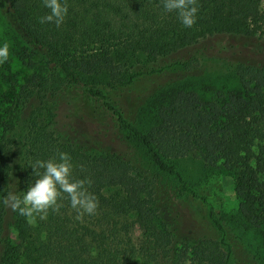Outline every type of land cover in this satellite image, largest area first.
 Segmentation results:
<instances>
[{
	"label": "trees",
	"instance_id": "trees-1",
	"mask_svg": "<svg viewBox=\"0 0 264 264\" xmlns=\"http://www.w3.org/2000/svg\"><path fill=\"white\" fill-rule=\"evenodd\" d=\"M66 2L67 16L58 28L39 22L50 12L42 0H0L1 14L34 67L17 110L0 112V264H230L232 244L216 238L203 215H194L197 204L209 205L213 226L225 234L213 210L220 191L212 186L199 194L190 191L167 161L188 155L233 177L242 226L264 243V62L256 58L264 56L262 0H198L190 28L175 11L166 12L162 0ZM207 47L230 53L239 88L216 91L207 100L181 87L160 91L152 97L156 109L145 130L135 125L136 105L117 107L86 78L104 73L124 92L136 76L182 64ZM138 55L145 60L133 61V71L120 68ZM36 57L40 65L32 62ZM74 88L101 100L130 142L159 171L177 177L181 187L174 200L110 127L88 131L93 139L86 143L68 138L69 114L83 104L70 94ZM23 132L26 147L16 180ZM58 152L71 156L73 179L93 181L89 191L99 207L81 222L65 197L58 214L49 211L30 225L2 201L9 191L22 195L35 181L31 163Z\"/></svg>",
	"mask_w": 264,
	"mask_h": 264
},
{
	"label": "rangeland",
	"instance_id": "rangeland-1",
	"mask_svg": "<svg viewBox=\"0 0 264 264\" xmlns=\"http://www.w3.org/2000/svg\"><path fill=\"white\" fill-rule=\"evenodd\" d=\"M261 12L264 15V0L261 2ZM5 41L9 43L10 54L7 62L0 64V112L11 113L13 110H17L16 101L23 92L22 88L27 87L28 78L34 67L31 63L29 64L27 55H23V49L26 47L24 42L0 12V45ZM230 57L229 52L210 47L201 48L194 53L192 58L191 56L186 58L182 64L167 66L154 73H143L136 76L133 82L125 88V95H123L124 92L113 88L109 77L104 73L86 78L87 80L94 79L93 82L99 84L105 95L108 96L107 98L116 106L120 104L128 107V103L136 105L134 110V115L137 114L134 119L135 125L140 130H145L152 124L156 109L152 106V97H155L160 91L172 86L181 87L185 90H192L200 98L207 100L216 91L227 92L239 88V81L233 70L234 64L229 60ZM256 58L264 62V56ZM135 60H140L138 63H142L145 58L138 55L135 59L124 60L119 66L122 69L133 71L135 66L133 61ZM32 62L35 65H40L37 57L33 58ZM154 67L156 68V66ZM127 93L132 97H127ZM70 94L73 99L83 104L79 110L74 108L69 114L70 125L66 133L69 139L76 140L78 143H86L93 139V137H87L88 131H100L105 127H110L115 137L121 138L125 144L132 147L144 162V166L151 173L158 175L160 186L171 194L172 200L176 198V194H180L181 183L177 177L159 171L145 156L143 150L130 142L131 136L117 123L116 117L101 100L88 97L77 88L70 89ZM25 141L23 132L19 137L18 152L13 167L16 180H18L22 168L23 152L21 151L26 147ZM167 161L180 173L190 191L199 194L210 186L220 191L222 199L213 204V210L225 228V234L217 231L213 226L214 223L209 217V205L197 204L194 215L195 217L203 215L212 227V234L218 239L224 236L223 239L232 244L233 252L230 264H264V243L253 229L244 230L237 214L233 177L223 168L208 166L202 160L189 155Z\"/></svg>",
	"mask_w": 264,
	"mask_h": 264
},
{
	"label": "clouds",
	"instance_id": "clouds-1",
	"mask_svg": "<svg viewBox=\"0 0 264 264\" xmlns=\"http://www.w3.org/2000/svg\"><path fill=\"white\" fill-rule=\"evenodd\" d=\"M44 7L50 12L39 18L41 24L54 23L60 27L67 16L68 5L66 0H42ZM166 12L175 11L180 22L185 27H192L197 20L199 12L198 0H162ZM9 43L0 45V64L9 58ZM30 167L32 175L36 177L23 194L13 191L7 192L2 203L13 212L27 218L31 225L38 216L46 219L49 211L59 213L64 207L62 201L65 197L70 207L75 211V219L83 222L85 215H94L99 207V201L94 193L89 191L93 181L90 178L73 179V164L71 156L66 152H58L56 157L48 160H35ZM43 170V171H41Z\"/></svg>",
	"mask_w": 264,
	"mask_h": 264
}]
</instances>
